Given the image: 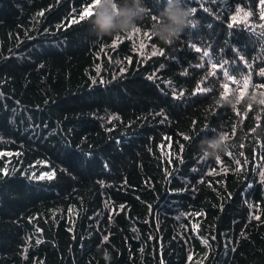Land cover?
Here are the masks:
<instances>
[{
    "label": "trees",
    "instance_id": "16d2710c",
    "mask_svg": "<svg viewBox=\"0 0 264 264\" xmlns=\"http://www.w3.org/2000/svg\"><path fill=\"white\" fill-rule=\"evenodd\" d=\"M87 3L0 0V264H264V5L164 44L162 0L104 36Z\"/></svg>",
    "mask_w": 264,
    "mask_h": 264
},
{
    "label": "clouds",
    "instance_id": "9594fccd",
    "mask_svg": "<svg viewBox=\"0 0 264 264\" xmlns=\"http://www.w3.org/2000/svg\"><path fill=\"white\" fill-rule=\"evenodd\" d=\"M157 21L151 25L152 34L164 44L173 43L191 22L192 8L186 0H162ZM146 12L145 0H99L91 25L96 34L104 36L127 32ZM200 149L204 157H213L223 151L225 140L215 135L203 141Z\"/></svg>",
    "mask_w": 264,
    "mask_h": 264
},
{
    "label": "snow or ice",
    "instance_id": "6c2138e0",
    "mask_svg": "<svg viewBox=\"0 0 264 264\" xmlns=\"http://www.w3.org/2000/svg\"><path fill=\"white\" fill-rule=\"evenodd\" d=\"M99 0H88V3L86 4L85 6V9H84V15H82L79 19L80 20H83V19H87L89 17H93L94 16V13H95V8H96V5L98 4ZM261 4L264 5V0H260ZM193 11H195V9H192ZM262 15H264V13H262ZM155 18V17H154ZM79 20L77 19H73V23H78ZM261 72H264V69H261ZM229 79H232V77H229ZM44 174H41V177L43 176ZM51 178V177H49Z\"/></svg>",
    "mask_w": 264,
    "mask_h": 264
}]
</instances>
